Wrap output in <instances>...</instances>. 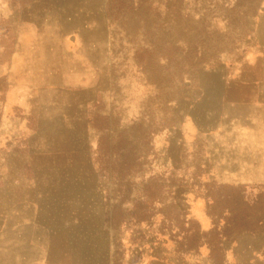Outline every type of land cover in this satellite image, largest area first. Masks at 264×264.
I'll use <instances>...</instances> for the list:
<instances>
[{
    "label": "rangeland",
    "instance_id": "374dc122",
    "mask_svg": "<svg viewBox=\"0 0 264 264\" xmlns=\"http://www.w3.org/2000/svg\"><path fill=\"white\" fill-rule=\"evenodd\" d=\"M105 3L0 0V264H34L37 254L48 264H157L145 240L159 215L150 228L145 222L123 223L119 244L104 224L105 189L112 183L98 167L97 134L87 121L94 113L119 109L125 121L151 114L174 120L153 136L151 173L178 168L182 160L191 165L200 156L206 165L202 180L238 185L245 199L264 190V0L248 20L249 34H218V47L228 49L219 55L221 66L202 68L198 83L182 88L185 98L175 112L178 85L166 81L163 61L155 57L158 49L156 62H135L134 49L149 41L136 18L117 21V28L109 24ZM216 24L223 32V22ZM185 27L182 21L177 29L181 43L190 37ZM171 41L164 40L168 47ZM208 42L215 43V37ZM177 72L188 84L186 67ZM200 190L183 186L176 198L201 229H208ZM139 229L145 232L143 242ZM262 241L261 234L237 238L227 262L264 264V258L248 253L260 252ZM166 246L165 264L175 259L193 264L206 253L181 257Z\"/></svg>",
    "mask_w": 264,
    "mask_h": 264
},
{
    "label": "trees",
    "instance_id": "16d2710c",
    "mask_svg": "<svg viewBox=\"0 0 264 264\" xmlns=\"http://www.w3.org/2000/svg\"><path fill=\"white\" fill-rule=\"evenodd\" d=\"M262 1L106 0L103 9L106 20L114 23L116 28L119 20L137 19L140 34L145 42L149 41V46L136 47L132 58L139 65L149 59L163 61L162 69L167 71L166 81L172 82L173 87L178 85V94L173 97L175 112L179 109V100L184 97L180 94L182 88L196 85L199 81L196 75L202 68L218 69L221 66L219 55L228 52V49L218 47V38L221 35L241 38L249 34L248 20L260 10ZM218 20L224 24L223 32L217 28ZM182 21L188 26L185 28L190 34L186 43H181L180 30L177 31ZM212 36L216 41L213 44L208 42ZM155 37L156 42L153 41ZM167 39L172 40L169 47L164 42ZM183 65L189 71L188 84L177 72ZM109 74L112 79L116 77L113 70ZM156 81L161 82L160 79ZM160 101L163 102V99ZM125 119L119 109L103 115L94 113L87 119L97 134L95 150L98 167L112 183V186L105 189L104 224L113 231L114 242H121L118 234L123 223L131 221L134 225L145 222L148 223L146 227L150 228L152 218L159 215V224L145 240L151 250L150 258L153 262L165 264L162 257L167 252L166 245L170 244L172 253L181 257L189 254L199 256L200 250L204 249V260H196L193 264H230L227 262V253H233L231 244L237 238L243 235L255 238L262 233L264 190L252 199H245L238 185L217 184L212 179L208 180L209 178L202 180L201 176L206 175V165L202 163L200 156L194 157L191 165H185L182 160L180 167L170 171H147L150 157H155L152 152L153 136L174 120L163 122L152 114L148 119ZM160 123L164 124L154 126ZM189 167L192 168L190 172ZM137 185L140 187L139 192L129 199L131 191ZM187 185L201 189L206 214L210 218L208 229H201L176 198V192ZM111 199L114 204L109 205ZM126 202L132 203L130 209L122 207ZM124 213L129 217H125ZM138 232L143 242L145 232L141 229ZM156 247L158 251L154 250ZM117 253L119 252L114 250V260L118 258L115 256ZM259 257L264 258V240ZM175 260L170 262L175 264Z\"/></svg>",
    "mask_w": 264,
    "mask_h": 264
},
{
    "label": "crops",
    "instance_id": "0c3cea01",
    "mask_svg": "<svg viewBox=\"0 0 264 264\" xmlns=\"http://www.w3.org/2000/svg\"><path fill=\"white\" fill-rule=\"evenodd\" d=\"M0 93H2L1 91H0ZM1 115V114H0ZM264 226L262 227V233H261V237H262V239L264 240ZM9 238V237H8ZM22 239V241L23 242H25V243H27L28 244V240L27 239H23L21 236L19 237V236H17L16 237V240H18V239ZM12 243H13V239H11L10 240V238L8 239V248H11V246H12ZM262 245H263V241H262ZM262 245H261V250H262ZM6 246H7V244H6ZM251 250L248 252V253H250L249 254V256H250V258L251 259H257V258H259V255H258V253L260 254V252H261V250H260V252L258 251L259 249H254V248H250ZM228 253H230V252H228ZM35 255H36V253H35ZM27 257H26V255H25V258L24 259H26ZM23 259V260H24ZM34 264H48L47 262H46V259L44 258V256H40V255H38L37 254V256L35 257V263ZM78 264H88V263H86V262H84V263H78Z\"/></svg>",
    "mask_w": 264,
    "mask_h": 264
}]
</instances>
